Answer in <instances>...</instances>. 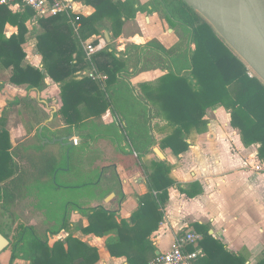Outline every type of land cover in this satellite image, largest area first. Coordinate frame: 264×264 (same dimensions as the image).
Here are the masks:
<instances>
[{"label": "trees", "instance_id": "1", "mask_svg": "<svg viewBox=\"0 0 264 264\" xmlns=\"http://www.w3.org/2000/svg\"><path fill=\"white\" fill-rule=\"evenodd\" d=\"M93 7L95 12L77 21L75 31L65 15L44 16L30 9L15 12L0 5V71H9V82L27 90L43 91L50 78L61 87L63 106L60 114L70 127H78L85 121L100 118L111 107L112 91L120 84H127L123 76L134 75L141 64V54L156 53V65L168 73L156 83L141 84V94L134 93L137 101L147 109L146 122L160 119L171 129L160 142L162 150H170L180 156L190 148L193 138L208 130V110L220 107L229 112L231 126L240 134L246 147L258 145L259 158L264 161V83L249 78L246 64L217 35L214 29L183 0H153L141 6L138 0H74ZM151 7V9H149ZM158 12L171 28L185 29L180 41L166 49L158 40L144 46L134 45L135 64L128 72L132 57L120 58L114 48L98 52L89 60L84 43L103 37V31L113 39L121 36L126 22L136 19L139 13ZM36 22L30 30L28 23ZM10 25L17 33L8 36ZM35 35L37 51L42 57L43 68L26 63L24 45L30 35ZM140 54V55H139ZM94 64L107 76L105 84L82 76ZM81 77V78H80ZM25 99L17 98L9 106L23 105ZM151 107L148 109L147 107ZM10 135L5 128V118H0V205L12 208L21 196L27 180L34 176L14 159ZM36 167L40 176L54 175L56 160L42 158ZM147 173L148 193L137 196L139 209L130 220L117 221V211L109 212L102 207L92 208L87 214L89 226L82 231L96 237L114 233L107 243L112 257H125L127 264H150L157 256L152 237L164 220L169 202V189L175 185L171 177L173 166L167 161L153 162ZM198 183L180 187L182 194L190 198L202 194ZM192 190H195L193 192ZM77 208V207H76ZM78 209V208H77ZM69 229L68 218L58 229L40 236L36 227L19 224L15 230L2 233L9 239L8 264L23 260L26 264H98L99 252L69 234L64 240L57 239L61 231ZM194 232L201 235L197 248L205 254L193 264H247L244 254L227 249L219 239L210 235V227L194 225ZM197 248L188 247L189 252ZM0 264L1 261H0ZM258 264H264L261 259Z\"/></svg>", "mask_w": 264, "mask_h": 264}, {"label": "crops", "instance_id": "2", "mask_svg": "<svg viewBox=\"0 0 264 264\" xmlns=\"http://www.w3.org/2000/svg\"><path fill=\"white\" fill-rule=\"evenodd\" d=\"M152 1L138 0L141 6H147ZM75 7L82 17L95 12L93 7L81 2H75ZM28 27L34 30L37 24L30 22ZM181 31L179 27L171 28L158 12L139 13L136 19L125 23L119 38L113 39L111 33L103 31V37L97 39H105L104 34L108 32L110 42L105 39L103 50L113 46L122 60L132 57L128 68V72H132L135 64L134 45L144 46L155 39L170 49L182 38ZM14 33H17V29L7 25L6 34L11 36ZM24 50L26 63L42 69V57L37 51L35 35L29 36ZM155 55L149 51L141 54L137 72L132 76L124 75L123 80L127 84H120L112 90L116 92L110 109L100 118L87 120L78 127L66 125L60 114L63 103L59 84L47 78L43 91L27 90L9 82V71H0V118H5L15 161L29 173L35 174L29 177L23 190L34 185L30 186V180L35 183L48 177L51 181L60 171L62 148H78L82 152L74 155L69 169L64 172L88 175L94 170L103 173L106 168L113 169L118 184L108 183L103 200L95 202L93 208L117 211L118 222L128 221L139 209L137 196L148 193L147 173L151 171V164L167 161L173 166L171 177L176 183L169 189L164 220L152 237L156 253L169 251L178 236L193 231L194 225L199 224L209 226L212 236L221 240L229 251L244 254L247 264H258L264 259V161L259 158V146H244L239 132L231 126L229 112L220 107L208 110L205 117L208 130L193 138L187 152L177 157L170 150H162L160 142L171 129L160 119L146 122L144 114L147 109L132 97L134 93L130 90L132 88L135 94L140 95L141 84L156 83L168 73L156 65L153 59ZM86 73L88 70L82 76H86ZM17 98L26 100L25 108L23 105L9 106ZM147 108L151 109L150 106ZM93 125H100L102 131H92L90 127ZM73 140L78 144L71 145ZM101 141L108 144H100ZM45 157L56 160L54 175L40 176L36 173V167L41 166L40 160ZM256 166L261 169H254ZM194 183H198L196 190L201 188L202 194L190 198L181 193L180 187L187 188ZM70 210L72 219L69 229L61 231L57 239L64 240L73 234L75 238L98 249V264H127L125 257H112L107 249V243L114 233L104 237L84 233L82 229L89 226V210L85 215H81L74 205L70 206ZM6 253H9L6 263L2 258L4 252L0 254L2 264L9 263L10 252ZM14 264L26 262L16 260Z\"/></svg>", "mask_w": 264, "mask_h": 264}, {"label": "rangeland", "instance_id": "3", "mask_svg": "<svg viewBox=\"0 0 264 264\" xmlns=\"http://www.w3.org/2000/svg\"><path fill=\"white\" fill-rule=\"evenodd\" d=\"M181 32L185 35L188 33L185 29ZM90 129L102 131L100 125H93ZM100 144L108 143L101 141ZM62 149H60L59 159L60 171L51 181L48 177L45 180H40L41 182L34 183L30 180L32 184L29 185H34L23 190L14 207L8 209L0 205V230L3 234H9L11 226L15 230L19 224H24L36 226L38 234L43 236L47 231L59 227L66 217L69 224L72 219L70 206L74 205L81 215H85L88 210L96 206L95 202L103 200L106 193L105 187L108 183L118 184L115 171L109 168H106L103 173L94 170L88 175H79L74 171L64 172L69 169L74 155H78L82 151L78 148ZM109 198L104 201L107 202ZM8 256L9 253L4 252L2 258L5 263Z\"/></svg>", "mask_w": 264, "mask_h": 264}, {"label": "water", "instance_id": "4", "mask_svg": "<svg viewBox=\"0 0 264 264\" xmlns=\"http://www.w3.org/2000/svg\"><path fill=\"white\" fill-rule=\"evenodd\" d=\"M183 1L214 29L264 83V0ZM104 36L110 42L108 32ZM73 144H78V141L73 140ZM156 152L164 158L159 150ZM9 246V239L0 232V254Z\"/></svg>", "mask_w": 264, "mask_h": 264}, {"label": "built area", "instance_id": "5", "mask_svg": "<svg viewBox=\"0 0 264 264\" xmlns=\"http://www.w3.org/2000/svg\"><path fill=\"white\" fill-rule=\"evenodd\" d=\"M1 6H8L15 12H23L25 9H30L44 16L65 15L69 18L70 24L75 31L80 27L77 24L81 14L76 11L75 2L73 0H0ZM105 47V39L100 38L98 43H93V40L84 43V51L89 60L98 52H101ZM247 66V65H246ZM247 74L249 78H258L254 71L247 66ZM86 76L103 84L107 81V76L99 72L95 65L92 64L88 69ZM247 159L249 160L250 158ZM254 169L260 170L259 166ZM201 236L196 232L189 230L185 234L178 236L173 247L164 253H159L150 264H193L198 257H203L205 254L200 248H197L198 241ZM197 248L193 252L188 251V247Z\"/></svg>", "mask_w": 264, "mask_h": 264}, {"label": "bare ground", "instance_id": "6", "mask_svg": "<svg viewBox=\"0 0 264 264\" xmlns=\"http://www.w3.org/2000/svg\"><path fill=\"white\" fill-rule=\"evenodd\" d=\"M139 40V39H138Z\"/></svg>", "mask_w": 264, "mask_h": 264}]
</instances>
